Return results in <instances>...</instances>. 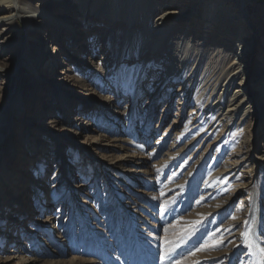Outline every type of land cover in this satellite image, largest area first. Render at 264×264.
Listing matches in <instances>:
<instances>
[{
  "label": "rangeland",
  "instance_id": "374dc122",
  "mask_svg": "<svg viewBox=\"0 0 264 264\" xmlns=\"http://www.w3.org/2000/svg\"><path fill=\"white\" fill-rule=\"evenodd\" d=\"M243 3L251 7V31L230 22L227 30L238 36L253 32L254 46L247 52L245 70L240 68L236 76H231L233 68L228 63L241 52L238 44L234 52L222 55L224 40L204 41L197 28L191 26L193 32H182L180 26L172 31L161 51H148L147 36L141 44L136 36L150 25L151 19L144 26L140 16L132 14L131 23L110 26L108 48L101 51L98 42L92 52L82 55L87 62L77 66L75 59L70 60L73 68H83L79 73L87 90L75 88L74 105L70 102L71 108L62 119L58 117L59 104L50 100L52 88L43 80L40 93L35 91L42 102L33 116L38 119L35 123L42 125L38 127L44 141L48 140L45 134L50 125L62 135L75 128L66 121L74 113H81L74 109L76 101L83 100V96L86 101L88 89L94 85L100 88V95L112 96L119 104L85 110L92 122L99 116L96 112L102 111L101 121L96 119V123L100 122L97 132H87L68 142L56 140L55 135L46 147L47 152H52L47 164L37 165L36 159L31 164L28 161L29 165L18 169L22 172L21 189L4 187L8 195L3 196L4 207L0 202L3 263L264 264V255L258 250L264 247V0ZM127 8L129 11V5ZM200 12H195L196 20H201ZM68 16L73 14L68 12ZM18 29L24 36L21 24ZM46 30L52 36L56 33L51 27ZM103 30L100 27L94 35H101ZM119 30L120 35L125 34L116 36L114 32ZM84 34L76 40L77 46H85ZM66 36L54 41L62 61L68 47ZM183 49L189 50L187 56ZM79 54L82 52L75 55ZM12 56L13 51L8 57ZM222 56H227L226 60ZM133 67L141 75L126 80L124 68ZM230 79L235 85L231 91L240 90L233 102L240 104L238 110L229 113L234 95L230 93ZM160 85L144 107L149 92ZM17 88V78L8 88L0 84V104L5 102L4 94L12 95ZM119 111L126 114L115 119ZM27 115L24 113L18 121L16 135L9 130L8 137L0 141V168L5 164L6 148L14 143L21 147L25 132L21 124ZM99 136L106 140L99 141ZM93 138L108 146L94 148L91 153L86 142ZM56 141L60 148L68 149L65 155L51 151ZM115 160L114 168L108 166ZM234 162L238 166L227 171ZM6 168L12 170L9 165ZM59 168L66 170V177L54 182L51 179ZM31 178L36 179V184L31 183ZM68 184L73 189L69 190ZM16 191L20 195L14 198ZM21 196L24 210L18 200ZM252 196L257 201L255 225ZM250 227L257 228L259 247L254 249L248 246L252 240ZM242 234H249L247 240ZM11 247L17 252L13 260H8ZM163 255L167 258L161 260Z\"/></svg>",
  "mask_w": 264,
  "mask_h": 264
},
{
  "label": "bare ground",
  "instance_id": "6f19581e",
  "mask_svg": "<svg viewBox=\"0 0 264 264\" xmlns=\"http://www.w3.org/2000/svg\"><path fill=\"white\" fill-rule=\"evenodd\" d=\"M186 4H188V6L185 7ZM128 5L129 11L127 8ZM115 7H118L116 13L114 11ZM250 8L249 5H244L243 0H0V79L6 80V83L1 82L0 84H4L5 88H8L11 80L17 78L18 81L17 90L12 95L8 92L4 94L3 96L5 100L3 101L5 102L0 104V141H3L4 138L6 139V137H8L9 130L11 134L16 135L18 121L22 119L24 113L26 114V112H28V115L24 116L26 117L24 124H21V127L25 130L21 147H18V145L14 143L15 146L14 144L9 145L5 151V164L0 168V202H6V200L3 201L2 199L4 198L3 196L8 195L4 190V187L14 186L18 189L22 185L20 180L22 172H19V168H22L26 164H31L32 159L38 160L37 165H43L44 163L47 164L52 152H47L48 149H46V147L52 143L50 140L52 137H55L56 135V140L67 142L75 141L76 138L85 133L87 134V132H97L99 130L100 122L96 123V119L99 117V121H101L103 115L102 111L96 112L99 116L95 117L92 122L90 121L92 118L88 119L90 117L89 114L84 112L85 110L88 111L93 106L100 107L101 109L118 106V99H115L112 96L100 95L98 92L100 88L98 89V86L94 85L88 89L89 93H87V98L85 97L86 101H84V96L83 100L76 101L77 103L76 106H74V109L75 111H78V109L81 110V113H74L73 116L69 117V121L68 119L66 121V123L75 128L69 129L62 135L58 134V130L54 125H50L48 126V133L45 134L48 138V140L46 139L47 141L41 139L43 135H40L38 127L41 124H36L35 122L38 119L36 116H33V112L39 107L38 103L42 102L37 98L39 95L36 92L39 91L40 93L42 90V86L44 85V83H42L43 80L47 81L52 88L50 91V100L60 106L61 110L58 116L60 119H62L63 114L71 108L72 101H75L74 96L76 97L77 94L75 88H83L87 90V88L84 87V80L80 77L79 73L83 71V68L80 67L79 69H75V67L73 68L69 62H72L70 60L75 59L77 66L87 62L82 55H86L90 51L92 52L94 50L93 45L98 44V42H101V45H99L102 47L101 51H103L104 47L108 48V40H110L108 39V35L111 32L110 26L112 24L115 23L116 25L119 23L121 25L126 24L127 22L131 23L132 14L135 18L137 15L140 16V24H143L144 26L151 19L150 25L148 27L145 26L144 31H141L139 35L136 36L140 44L145 36H147L145 47L148 51H157L159 49L161 51L164 47V42L168 40L172 31L180 26L182 32L184 30L193 32L194 28H191V26L197 28L200 32L201 40L204 41H209L213 38H218L219 42L224 40L222 46L223 52L221 51L222 55L226 51H231V53L234 52V46L238 44L237 50L239 48L241 52H238V56L233 57L228 63V66L233 68L231 71L233 72L231 73V76L233 77L239 73L240 68L243 69V71L245 70L244 64L247 52H249L251 48L253 50L254 46V44H252L253 38L251 35L253 32L249 33L251 31L249 27H253V23L249 18ZM197 10L201 11V20H196L194 17ZM156 11L159 12L157 15H155ZM68 12H71L73 17L68 16ZM126 19L128 20L126 21ZM216 19L218 20L217 22H215ZM102 21H104V23ZM202 21L203 24L200 25V22ZM229 22L231 24H236L238 28L244 27L246 31L249 30L248 36H238L236 34L231 35L226 26L228 24L231 25ZM20 24L22 25V28H24V36L18 29ZM196 24H199L200 27L195 26ZM115 25H113V27ZM50 27L56 32H53L54 36H52L50 31L48 32V30H46ZM100 27H103V29L105 28V31L103 30L104 33L102 32L101 35H94V31L99 30ZM83 33H85V46L83 47V44L77 46L76 40L82 38ZM114 33L118 37L125 34L123 33L120 35V30ZM64 35H67L66 39L68 47L64 52L66 58H63L62 61V58L60 57V48L55 45L54 41H59ZM102 35H104V37H102ZM164 37L166 39L165 41ZM235 38L236 40L232 44V40ZM73 41L75 42L74 44H72ZM158 43H160V46H158ZM250 43L252 46L247 49L246 46L247 44L250 45ZM177 46L179 45L177 44ZM262 46L264 48V37L262 40ZM140 47L141 46H139V49ZM244 48H246V50H243ZM12 51L15 56L8 57ZM188 51L189 50L183 49L184 56H187L186 52ZM80 52H82V54H79L78 56L75 55ZM236 54L237 53L235 52L234 55ZM222 57L226 60L227 56ZM129 58H131V56ZM58 66L63 67L57 69ZM47 75L50 76L49 79H47ZM54 75L57 76L53 77ZM137 75H141V71H139V74ZM24 80L25 82H23ZM171 80L173 81L174 79ZM139 85H142V82L139 83ZM34 86L38 87L35 88ZM229 86L230 91L235 87L233 79H230ZM237 86L240 87V83L237 84ZM159 87L162 86H157L153 91L149 92V97L143 105L144 107H147L150 104L151 98L155 97L156 89ZM178 91H180V89ZM123 92L124 91H121V94H119L120 97H122L121 95ZM232 92L233 91L230 93ZM239 92L240 90H235L233 92L234 95L230 98V106L227 110L229 113L231 110L236 111L239 109L240 102L238 104L234 103V98ZM168 99L170 100V98ZM131 101H133V97ZM0 102L2 101L0 100ZM166 108L167 105L165 109ZM165 109L162 111L161 117L164 115ZM124 113V111H119L115 114V119L122 117ZM54 122L55 124L59 123L58 120H54ZM101 136L98 138L99 141L103 138ZM104 137L106 136L104 135ZM98 140H94L93 138V140H89V143L88 141L86 142V146L91 150V153L94 151V148L99 149L102 146H108V144H102ZM105 140L106 139H104V141ZM58 142L59 141L53 142L54 146L51 148V151L63 156L68 149L60 148ZM100 155L105 156L103 154ZM93 156L96 155L93 154ZM98 160L100 161V158H98ZM28 161L31 162L28 164ZM104 161L105 160H101V162ZM116 161L117 160L109 161L108 166H115ZM9 162H12V164H9ZM236 164L237 162L230 163L226 170L229 171L228 168L230 167L236 168L238 166ZM8 165L12 168L10 172L6 168ZM65 171L64 168H59L51 180L54 182H60V178H63L64 176L66 177ZM131 171L134 172V170ZM32 182L36 184V179L31 178V183ZM68 189L71 190L73 188L69 185ZM18 194L19 192L15 193L14 198H16ZM18 200L23 204L21 210H24L23 196ZM252 200V220H254L253 225H255V222L257 221L256 219L258 218L257 210H255V208H257V201L253 196ZM10 204L11 206L14 205L13 202ZM5 205L6 203L3 204V207ZM7 207L8 205L5 208ZM13 222L15 223V220ZM249 230L252 236L251 237L248 234L252 239L250 242L251 247L253 249L259 247L257 228L250 227ZM16 252L17 251L11 247L8 250V253H12V255L8 256L7 259L10 260L14 258L12 256ZM3 262H6V260H0V264H6Z\"/></svg>",
  "mask_w": 264,
  "mask_h": 264
},
{
  "label": "snow or ice",
  "instance_id": "6c2138e0",
  "mask_svg": "<svg viewBox=\"0 0 264 264\" xmlns=\"http://www.w3.org/2000/svg\"><path fill=\"white\" fill-rule=\"evenodd\" d=\"M124 78L126 79V80H128V79H131L133 76H136L137 75V71H136V69L133 67L132 69H128V68H124ZM235 217H233V219H234ZM244 237H245V239L247 240V238H248V234H242ZM221 243H222V241H221ZM249 246V248H251V244H249L248 245ZM199 250V249H198ZM259 252L262 254V255H264V247H261L260 249H259ZM252 253H251V251L249 252V255H251ZM161 258V260H164V259H166L167 258V255H163V256H161L160 257ZM197 264H199V262H197Z\"/></svg>",
  "mask_w": 264,
  "mask_h": 264
}]
</instances>
